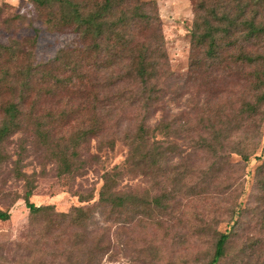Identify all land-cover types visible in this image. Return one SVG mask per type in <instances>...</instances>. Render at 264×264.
I'll return each mask as SVG.
<instances>
[{
	"label": "rangeland",
	"instance_id": "rangeland-1",
	"mask_svg": "<svg viewBox=\"0 0 264 264\" xmlns=\"http://www.w3.org/2000/svg\"><path fill=\"white\" fill-rule=\"evenodd\" d=\"M139 1H151L149 11L159 15L171 71L149 123L162 119L171 124L164 143L175 152L161 172L141 164L122 167L116 187L147 198L169 191V207L147 216L130 207L111 211L98 205L84 227H48L42 216L33 221L23 199L27 180L33 183L29 199L52 204L57 211L83 203L77 192L93 193L96 201L102 174L127 156L129 140L123 135L135 131L141 116L135 106L91 99L74 86L55 94L33 90L25 101L27 107L35 102L34 116H26L24 128L6 139V157L0 163V209L9 213L0 218V264H206L216 231L230 226L236 202L241 210L233 218L235 231L218 264H264V112L245 109V102L256 100L264 86L255 89L252 68L240 62L230 61L231 68L224 71L190 65L192 0ZM0 8V42L36 34L32 47L26 40L23 44L32 51L33 62L49 61L58 49L79 43L74 30L47 27L30 0H0ZM254 48L264 54V47ZM94 115L102 130L78 147V171L58 174L54 157L63 148L58 146L88 126ZM34 119L51 124L48 146L37 140ZM162 136L155 132L154 138ZM110 138L112 146L107 144ZM252 147L255 152L247 160L233 151ZM91 249L97 250L94 262L87 261Z\"/></svg>",
	"mask_w": 264,
	"mask_h": 264
},
{
	"label": "trees",
	"instance_id": "trees-1",
	"mask_svg": "<svg viewBox=\"0 0 264 264\" xmlns=\"http://www.w3.org/2000/svg\"><path fill=\"white\" fill-rule=\"evenodd\" d=\"M30 1L43 16L47 27L59 30L70 28L77 33L79 43L58 49L49 61L33 62L32 51L23 44L26 40V44L32 47L36 34L28 39L14 38L7 43L0 42V99H7L0 103V163L6 157V139L24 128L23 119L26 116H34L35 102L27 107L25 101L33 90L38 95L55 94L59 89L74 86L81 93H89L91 99H113V102L135 106L141 113L135 131L123 135L129 140L127 156L121 163L104 171L96 201L92 200L93 193L77 192L83 203L57 211L52 204H35L29 199L33 183L27 180L23 199L31 219L37 221L42 216L47 219L48 227L63 223L84 227L98 205L108 206L111 211L130 207L135 214L147 216L166 210L172 194L169 191L147 198L119 191L116 187L122 167L141 164L148 170L155 168V171H160L175 152L170 144L164 143L171 124L162 119L152 126L149 123L153 108L162 98L164 85L171 76L159 15L149 11L151 1ZM192 5L190 65L196 68L204 64L224 71L231 68L230 61L240 62L252 68L250 74L254 88L264 86V54L254 48L257 45L264 47V0H192ZM41 83L45 84L44 88H41ZM101 92H105L104 96H100ZM255 99L245 102V109L250 114L257 113L259 109L264 112V91L259 92ZM63 118L64 115H60V119ZM90 120L88 126L69 134L65 137L68 142L58 146L63 147L54 157L58 160V174H76L78 171L79 165L75 160L79 155L78 147L102 130L95 115ZM33 122L37 140L48 146L52 140L51 124L43 119H34ZM155 132H161L162 138H154ZM107 141L108 145H113V139ZM248 150L237 148L233 151L247 160L250 153L255 152L254 147ZM254 156L257 158L260 155ZM16 172L23 174L19 167H16ZM182 175L177 172L178 178L181 179ZM240 192L244 193V189ZM240 210L239 202L232 205L230 226L224 231H216L213 251L206 264H218L226 256ZM8 217V211L0 209V218ZM96 252L91 249L87 261L94 262Z\"/></svg>",
	"mask_w": 264,
	"mask_h": 264
}]
</instances>
